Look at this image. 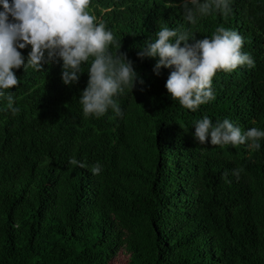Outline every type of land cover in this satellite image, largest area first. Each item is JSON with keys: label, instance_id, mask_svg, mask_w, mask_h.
Returning <instances> with one entry per match:
<instances>
[{"label": "trees", "instance_id": "obj_1", "mask_svg": "<svg viewBox=\"0 0 264 264\" xmlns=\"http://www.w3.org/2000/svg\"><path fill=\"white\" fill-rule=\"evenodd\" d=\"M186 2L90 0L114 35L109 51L126 53L144 81L113 96L120 116L83 114L92 57L70 85L58 57L40 71L13 69L20 83L0 96V264H113L123 250L122 264H264V138L250 149L194 137L204 117L264 131V0H229L227 15L197 13L194 23ZM164 27L189 43L234 30L254 67L218 70L215 98L184 108L166 89L173 69L156 75L159 58L137 56ZM18 51L26 65L31 45Z\"/></svg>", "mask_w": 264, "mask_h": 264}, {"label": "clouds", "instance_id": "obj_2", "mask_svg": "<svg viewBox=\"0 0 264 264\" xmlns=\"http://www.w3.org/2000/svg\"><path fill=\"white\" fill-rule=\"evenodd\" d=\"M0 4L4 9L0 11V96L18 86L20 81L13 69L22 65L40 71L44 62H53L58 57L62 60V81L70 85L78 82L81 64L92 57L89 80L80 96L83 114L100 117L111 108L117 116L122 115L113 96L118 92L123 94L130 85L133 89L137 81L140 84L144 81L126 53L118 51L114 55L109 51V45L115 43L114 35L103 23H96L95 17L87 11L90 0H12L11 4L9 0H0ZM183 8L185 18L192 23L197 13L208 15L216 10L227 15L231 11L229 0H204L203 3L187 0ZM9 15L15 22H9ZM189 40L188 32L178 34L164 27L154 41L137 52L141 59L145 56L159 58L153 67L156 75H160L161 67L173 69L166 89L184 108L195 110L215 98L212 79L218 70L231 72L242 65L254 67L253 59L241 51L243 37L234 30L218 27L211 38H192V43ZM27 45H31V51L25 65V57L18 48L24 49ZM5 98L7 109L13 115L18 113L19 108L13 106V96ZM194 129V137L201 144L210 136L211 145L235 146L250 141L248 148L259 149L258 141L264 138V131L255 127L242 134L228 119L214 126L204 117L195 123ZM70 163L84 167L75 158L70 159ZM100 171L99 164L92 168L93 174ZM239 171L235 173L238 175Z\"/></svg>", "mask_w": 264, "mask_h": 264}, {"label": "rangeland", "instance_id": "obj_3", "mask_svg": "<svg viewBox=\"0 0 264 264\" xmlns=\"http://www.w3.org/2000/svg\"><path fill=\"white\" fill-rule=\"evenodd\" d=\"M128 253L123 250L119 253V255L113 260V264H122L127 261Z\"/></svg>", "mask_w": 264, "mask_h": 264}]
</instances>
